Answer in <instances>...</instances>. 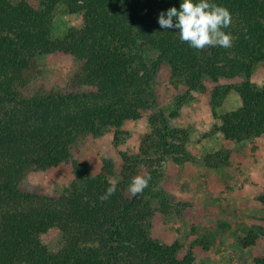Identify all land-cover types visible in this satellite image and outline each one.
<instances>
[{"label": "trees", "instance_id": "1", "mask_svg": "<svg viewBox=\"0 0 264 264\" xmlns=\"http://www.w3.org/2000/svg\"><path fill=\"white\" fill-rule=\"evenodd\" d=\"M209 2L231 13L224 29L233 37L231 48L197 50L179 39L178 29L161 28L159 14L179 9L181 0H0V264H195L190 251L179 257L177 242L154 240L144 226L153 211L149 199L166 203L163 192L153 189L155 168L147 172L151 180L142 194L132 196L122 174L115 194L103 201L99 197L114 180L110 161L96 171L74 162L69 189L57 196L30 188L27 177L70 161L87 135L111 128L116 140L117 129L149 107L163 63L190 90H204L210 81L212 107L238 94L240 106L222 113L215 127L225 139L264 136V83L252 81L264 61V0ZM57 4L79 15V24L53 39ZM147 47L157 51L154 59L146 57ZM53 52L78 60L60 88L45 87L37 70L36 57ZM233 78L239 81H227ZM148 122L154 128L141 139L139 152L159 161L182 160L185 134L171 129L161 112ZM220 157L216 153L214 162ZM256 197L264 220V193ZM50 229L61 234L56 250L42 240ZM259 238L264 246V228L254 225L240 243L251 247ZM251 264H264V249Z\"/></svg>", "mask_w": 264, "mask_h": 264}, {"label": "rangeland", "instance_id": "2", "mask_svg": "<svg viewBox=\"0 0 264 264\" xmlns=\"http://www.w3.org/2000/svg\"><path fill=\"white\" fill-rule=\"evenodd\" d=\"M78 24L79 15L69 14L64 4H57L51 37H63L70 27ZM145 53L148 59L157 55L150 47ZM36 63L44 86L60 88L73 77L78 60L71 54L53 52L38 55ZM227 81L235 83L239 79ZM252 81L258 86L264 83V61L254 68ZM204 86V90H190L174 80L169 65L163 63L152 81L149 107L138 119L124 122L117 129L116 140L111 128L95 136L87 135L83 148L70 161L43 172L32 171L27 185L52 196L65 193L74 177V162L96 171L103 162L110 161L112 179L121 181L124 174L126 182L155 168L153 189L163 192L160 195L166 203L162 204L159 198L149 199L153 211L144 221L149 237L163 243L177 242L179 257L190 251L195 264H251L263 252V239L247 248L242 247L240 240L254 225L264 228L263 206L256 199V194L264 193V136L240 142L225 139L215 129L220 124L219 116L239 107L240 98L231 92L220 106L212 107L209 93L212 83L206 80ZM183 96L184 102L176 107ZM173 110L177 113L175 117L170 116ZM157 112L168 116L170 128L177 129L179 136H186V153L180 161L171 156L159 161L139 152L141 139L153 127L148 117ZM216 153L221 157L215 163ZM138 157L141 161L133 165ZM129 165L132 167L127 168ZM42 240L53 250L62 242L57 229L43 234Z\"/></svg>", "mask_w": 264, "mask_h": 264}, {"label": "clouds", "instance_id": "3", "mask_svg": "<svg viewBox=\"0 0 264 264\" xmlns=\"http://www.w3.org/2000/svg\"><path fill=\"white\" fill-rule=\"evenodd\" d=\"M158 23L164 29H178L179 39L197 50L210 46L232 47L233 37L224 31L232 23L231 13L226 7L210 3L209 0H181L179 9L170 7L166 12H161ZM150 180L151 174L147 172L134 176L128 189L130 194H142ZM116 189L117 181L113 180L99 198L107 200L115 194Z\"/></svg>", "mask_w": 264, "mask_h": 264}]
</instances>
